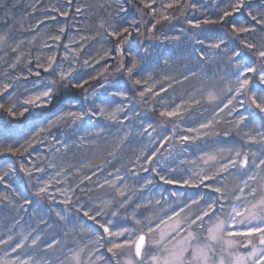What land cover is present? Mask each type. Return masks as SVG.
<instances>
[{
	"label": "snow or ice",
	"instance_id": "6c2138e0",
	"mask_svg": "<svg viewBox=\"0 0 264 264\" xmlns=\"http://www.w3.org/2000/svg\"><path fill=\"white\" fill-rule=\"evenodd\" d=\"M182 3L183 0H167L157 5V0H139L142 5L139 11L143 13L147 9L153 17L149 21L148 31L155 32L158 25L170 19V14L166 15L164 11L179 8ZM71 4L72 0H68V5ZM191 6L196 7L195 4ZM158 7L164 11H158ZM256 8L254 14L251 3L235 0L234 3L227 4L216 19L195 23L188 21L193 28H201L202 23H229L231 28L232 36H229L227 31L208 30L197 32L191 37L199 65L202 66L205 60L211 61L215 57H219L220 63L227 65L221 81H227L228 87L224 95L229 98L222 107L218 105V111L214 110L212 117L208 119H193L200 100L192 96L165 102L167 97L161 93L166 94L168 89H157L153 76L162 64H168L171 53L159 47L154 51L152 46L145 47L143 41H139V47L133 49L131 45L134 34L136 37L142 35L140 22L135 18L129 20L128 9L123 6L119 7L116 13L119 19H104L96 34L91 37L109 42L113 39L116 41L112 49L103 51L102 54L97 53L100 55L99 60H95L89 53L91 59L86 58L81 62L80 53L89 37L81 36L80 41L69 38V43L62 44V56L52 54L43 59L37 56L35 63L31 59L27 60L19 75L10 76L6 72L3 78H0V157L18 155L21 162L20 171L32 176V171L23 166L26 161L32 165L35 172L41 173L32 186L34 190L23 197L24 202L39 207L42 201H55L59 193L64 197L59 203L72 206L77 214H82L93 222L91 228L80 225V230L94 233L93 245L99 244L108 254L96 255L100 248L89 247L85 243L83 247L72 252L71 264H96V260H104L107 264H121V253L125 249L130 255L124 264H264V39L259 42H250L249 38L241 39L242 34L264 31V3ZM242 10H246L244 23L228 20ZM53 11L60 12L61 16H68L67 11ZM82 12L81 7L75 8L76 14ZM51 19L55 20L56 17ZM66 32V27H60L58 34L51 37L57 52ZM182 37L183 29L180 30V35H164V39L169 42H182ZM7 40L8 36H0V44L6 43ZM229 40L232 41L231 47ZM70 44L77 45V48L73 49ZM196 45L200 47L197 48ZM45 47L52 46L46 44ZM205 49L215 51L208 52ZM12 51L16 52L17 49L13 48ZM116 56L121 58L119 62L116 61ZM101 61L104 62L102 65ZM109 61L117 64L116 72L124 77L123 84L116 78L110 79L111 73L105 75L110 66ZM19 64L18 56L8 67L14 71ZM97 65H101L105 72H99ZM219 66L218 63L217 68ZM87 68H91L92 72L82 71ZM145 74L148 78L142 82ZM195 74L191 68L179 73L183 80ZM200 75L208 80L212 79L203 67ZM100 77L103 79L100 80ZM163 79L182 82L175 75H166ZM93 80L98 81L99 88L90 85ZM129 80L139 86L135 96L132 95L133 89L128 86ZM149 84L152 86H148ZM85 85L91 87V98ZM168 87H172V84L169 83ZM79 89H84L83 95H77V91H74ZM157 96L160 99L155 104H149L147 111L158 118L153 120L149 117L148 121L141 119L142 131L139 133L141 136L147 135L149 144L156 146L137 157V161L143 160L139 164L141 171L152 173L153 176L143 177L135 168H127L123 173L120 168L109 172L104 183L97 184V187L107 186L115 192V197L101 201L103 206H77L72 200V196H76V189L85 191L80 188L81 184L86 180L91 181L92 176L104 170L101 165L58 167L55 163H49L45 166L31 159L37 145L49 147L52 141L55 142L51 144L50 150L53 152H61L63 149L64 153H67L70 140L76 147H85L86 138L90 135L84 129L85 124L93 125L94 118H102L120 125H124L125 121L130 124L132 117L140 116L132 106V100H135L136 104H148ZM207 96L209 100L217 99L211 90ZM225 109L227 115L233 116V120L229 121L232 128L225 131L223 136L229 137L235 133L242 143H234L232 147L227 148L205 150L204 141L221 135L214 129L217 124L216 117ZM13 121L22 123L23 129L9 128L8 125ZM81 131H84L85 135H81ZM102 131L103 129H100L95 135L99 136ZM25 133L31 135L26 136ZM129 135L130 133H126L120 137L119 143L113 142L110 150L97 145L100 154L107 152L106 163H110L109 158H115L125 144L130 142ZM37 137L39 139H36ZM34 139L35 144L30 142ZM87 143L95 142L89 140ZM254 145L259 147L254 150ZM190 147L202 154L196 160L181 161L186 165L184 170L188 172L187 178L170 175L176 172L177 168L171 164L165 167L164 162L170 158L174 162L176 155L188 152ZM161 149L168 151V156H163ZM13 163H7L6 170L0 175V182H5L9 173L17 171ZM145 164L149 167H145ZM189 165L190 167H187ZM85 167H89L90 175L85 173L74 186L56 188V185L65 182L66 173L68 177L73 175L69 168L78 174ZM48 168L57 170L48 176ZM226 176L237 177L238 182L234 187H228ZM155 177L163 184L197 191L179 194L172 192L174 197L186 196L187 199L182 204L174 202L176 207L170 206V210L162 206L163 215H157L150 211L152 201L145 202L138 196L136 201H133L136 192L142 193L147 186L153 184ZM128 178H132L133 185L139 187H130ZM76 198L79 200V196ZM156 203L161 202L157 200ZM113 204L117 209H132L131 216L125 217L126 220L132 221L131 227L114 225L111 219L101 222L99 218L104 215H119L116 210L110 213L105 211ZM141 209L143 211H140ZM55 215L60 221L72 222L68 220V208L56 211ZM161 225L164 226L163 229ZM165 229L171 230L165 232ZM26 239L27 237H23L13 244V237L9 235L7 239H0V245L11 244V252H17L24 247ZM39 239V236L35 237L32 246H36ZM57 243L59 242L55 240L48 242L44 248L45 253L54 250ZM239 249L245 251L240 252ZM8 255L6 252L5 256ZM29 259L31 264H64L60 255H46L39 260L30 255ZM0 264L17 262L0 258ZM19 264H28V261L21 260Z\"/></svg>",
	"mask_w": 264,
	"mask_h": 264
},
{
	"label": "trees",
	"instance_id": "16d2710c",
	"mask_svg": "<svg viewBox=\"0 0 264 264\" xmlns=\"http://www.w3.org/2000/svg\"><path fill=\"white\" fill-rule=\"evenodd\" d=\"M167 2V0H157V5ZM235 0H183V3L179 8L168 9L164 11L158 7V11H164V14H170V19L168 21H163L157 26L155 32H149L150 27L149 21L153 19L151 13L147 9L144 12H140L139 9L142 5L139 4V0H72V4L68 5V0H0V36H8V40L4 44H0V78H3L4 73H8L10 76H16L21 73V70L26 66L27 60L31 59L35 63V58L40 56L41 59L52 54H57L62 56L64 54V49L62 44L69 43V38H73L80 41L81 36L89 37L83 51L80 53L81 62L83 59L94 57L95 60L100 59V55L103 51H108L113 48L116 44L115 39L111 42L91 39L97 32L98 26L103 22L104 19H119L116 15L119 7L123 6L128 9L127 18L129 20L135 18L140 22V31L142 35L136 37L134 34V39L132 40V48L135 49L139 47V41L144 42V46H152L155 51L156 47L167 50L171 53V59L168 61L167 65L162 64L160 68L156 70L153 76L155 81V87L158 89L160 87L167 88V93H161V95H166V103L170 102L172 99L179 101L181 98L188 99L192 96L194 99L200 100V105L197 106L195 116L193 119H208L213 115L214 110L218 111V105L223 106V103L227 102L228 96L224 95V91L228 87L227 81H221L223 76V70L227 67L226 64L220 63V58L215 57L213 60H205L204 64L201 66L197 63L196 54L193 51V41L191 37L197 33L208 30H223L232 36L230 24H201V28H193L188 21L192 20L193 23L197 21H204L205 19H216L222 14L226 5L229 3H234ZM246 3H251L253 5L254 14L257 11L256 6L264 3V0H246ZM195 4L196 7L193 8L191 5ZM103 5V7H101ZM81 7L83 9L82 14H76L75 8ZM53 9H60L61 11H67L68 16L64 17L60 15V12L53 11ZM230 10V9H229ZM124 15V14H121ZM246 10H242L241 13H237L233 17H229L228 20H236L241 23L245 22ZM51 17H56L55 20ZM250 19V18H249ZM60 27H66L67 32L62 37L60 42L61 47L58 52L55 47L54 41L51 37L58 34V29ZM184 30V37H182V42H169L164 39V35L167 34L169 37L180 35V30ZM79 30V32H77ZM131 30V29H130ZM249 38L250 42H259L264 39V31H257L251 34H242L241 39ZM227 39V38H226ZM229 47L233 46L232 41L229 40ZM51 45L52 47H45V45ZM123 46V45H122ZM73 49L77 48V45L70 44ZM196 47H200L196 45ZM16 48L17 51L13 52L12 49ZM223 48V45H222ZM211 52L215 50H207ZM91 53V57L89 56ZM30 54V55H29ZM20 57V64L13 71L9 69L8 65L13 63L17 57ZM116 61H120V57L116 56ZM94 62V61H93ZM104 62L101 61V65ZM110 66L105 72V69L101 65H97V70L99 72H105V75L111 73L110 79L116 78L121 84L124 83V77L116 72L117 64L109 61ZM219 63V68L217 64ZM203 67L204 71H207L211 80L201 77L200 70ZM187 68H191L195 75L189 76V79L183 80L179 75L180 72L186 71ZM82 71L92 72L91 68L82 69ZM96 75V73H93ZM175 75L177 79L181 80V83H176L175 81H165L164 76ZM148 75L142 78L147 79ZM103 77H100L102 80ZM171 83L172 87H168ZM91 86L99 88V83L97 80L90 81ZM90 85H85V88L89 89L88 95L91 98V87ZM128 86L133 89L132 95L135 96L136 90L139 86L134 85L132 80L128 81ZM148 86H152L149 84ZM211 90L216 95V100H209L207 93ZM77 91V95H83L84 89L74 90ZM230 95V94H229ZM119 99V98H117ZM138 99V96L136 97ZM160 97L157 96L150 100L148 104H136L135 100H132V106L136 111L140 113L139 117H132V122L129 124L125 121L124 125L118 123H113L102 118H94L93 125H84V129L90 133L87 136L85 147H76L69 141V150L64 153L63 149L61 152L51 151V144H55L54 141L51 142L49 147H44L42 145H37L36 151L33 152L31 159L34 162L41 163L47 166L49 163H55L58 167H67L68 165H75L79 167L80 164H86L89 167L91 165L99 164L103 167V171L97 173V175L92 176L91 181H85L84 184L80 185V188H84L85 191L81 192L80 189H76V196H72V200L78 206L79 204H85L86 206L100 205L101 201H108L103 198L105 195H109L114 191L110 189V194H107L105 187H97V184H103L104 180L109 172H115L116 168H120L126 171L127 168H135L137 172L143 177H151L152 173L142 172L139 168V164L143 160L137 161V157L141 156L142 153L150 151L155 144H149V138L147 135H139L142 129L140 128V120L143 119L148 121L149 117L153 120L157 119L158 116L147 111L149 104H155ZM115 107V105H113ZM123 118V117H121ZM217 124L214 131L219 132L221 135L219 137H212L203 142L205 150L216 149L220 147H232L234 143H242L239 138L233 133L229 137H224L223 133L229 131L232 125L229 121L233 120V116L227 115V109L223 112H219L216 117ZM191 122V121H189ZM146 126V125H145ZM9 128L14 130H22L23 124L13 121ZM100 129H103L99 136L95 133ZM126 133L129 135V143H126L122 151L117 153L115 158H109L110 163H106L105 159L107 157V152L100 154L97 149V145L100 148H108L109 150L113 146V142L119 143V138L123 137ZM81 135H85L84 131L80 132ZM26 136L31 135V133H25ZM155 135V133H153ZM36 139H39L37 137ZM76 139V137H72ZM94 141V144H88L87 141ZM23 142V141H21ZM35 144L36 140L30 141ZM59 147V145H55ZM255 150L257 145L252 146ZM163 156H168V151L161 149ZM202 153L195 150L194 148H189V151L176 155L173 159L170 158L165 161V167L169 164L172 167L177 168L176 172L170 173L177 177H183L188 172L184 170L186 168L185 164H182V160H193L197 159ZM27 156V154H25ZM227 155V153H225ZM15 162V163H13ZM135 162V163H133ZM7 163H13V167L17 169L16 172H11L5 178V182H0V239H7L9 235L13 237V244L16 241L21 240L23 237H27L24 240V247L19 249L17 252H11L10 245H0V258L7 259L10 261H28L30 255L35 256L38 260L46 255L56 256L60 255L61 259L64 260V264H71L72 252L77 251L78 248L84 246L85 243L89 247H99L100 251L96 255H108L106 249L100 247L99 244L93 245L94 233L90 234L85 231L80 230V225H85L89 228L93 226V222L83 217L82 214H77L72 206L60 204L61 195L57 193L56 200H45L42 201L41 206L29 205L24 202L23 197L29 195L34 189L33 184L36 182V178L41 175V173L35 172L30 163L25 161L24 167L29 171H32V176H28L25 171H20L21 162L18 155H8L0 157V175L6 170ZM89 167L82 168L80 172L74 173L72 168H69V172L73 175L68 177L65 174V182L63 184L56 185V188H64L65 185L74 186L83 177L85 173L91 174L89 172ZM145 167L149 165L145 164ZM57 169L48 168L47 174L51 176L55 173ZM110 178V177H109ZM237 177H233L228 182V187L232 188L237 183ZM128 183L130 187L138 188L137 185H133L132 178H128ZM158 188L160 191H158ZM178 190L181 189L182 193H193L197 190H192L188 192L191 188H181L179 186H170L159 182V178L155 177L152 185L147 186L142 193H149L151 191H158L160 193V204L152 205L150 211L156 213L157 215H163L161 208L169 209L171 207H176V203L173 199L170 200L164 197L166 190ZM187 191V192H186ZM138 193V192H136ZM142 193L136 194L134 196V202L136 197ZM79 196V200H77ZM103 196V197H102ZM7 197V199H5ZM109 198V197H108ZM187 199L186 196H181V201L177 203L182 204L184 200ZM176 202V201H175ZM92 204V205H91ZM23 205V207H21ZM62 208H68V220L72 221H60L55 212ZM195 209V206H193ZM116 210L119 215L116 216L118 220L122 215L131 216L132 209L130 207L117 209L115 205H111L109 212ZM106 211V209H105ZM140 211H143L141 209ZM101 222L111 219L108 215L100 217ZM113 221H116L113 219ZM128 227L132 226L131 220H126L122 224ZM98 231V229H96ZM39 236L36 246H32V240ZM123 239V237L121 238ZM58 241L54 250H49L45 253L44 248L48 242ZM71 249V251H69ZM245 251L244 249H242ZM8 252L9 255L5 256ZM95 259V257H93ZM96 263L102 264L106 263L104 260H96Z\"/></svg>",
	"mask_w": 264,
	"mask_h": 264
},
{
	"label": "rangeland",
	"instance_id": "374dc122",
	"mask_svg": "<svg viewBox=\"0 0 264 264\" xmlns=\"http://www.w3.org/2000/svg\"><path fill=\"white\" fill-rule=\"evenodd\" d=\"M198 158V157H197ZM193 160H196V159H193ZM187 167H190V165L189 166H187ZM201 167H204V165H201ZM187 176H188V173L185 175V176H183L184 178H187ZM233 177H235V176H233ZM226 183L228 184V182L232 179V176H226ZM64 187H68V185H65ZM139 187V186H138ZM158 191H160L158 188H156ZM105 192L107 193V194H110L111 192H110V188H108V187H106L105 188ZM192 190H196V189H190V190H188V192L190 191V192H192ZM158 191H155L154 190V192L153 191H151V192H149V193H142L141 195H139V198L141 199V200H143V201H145V202H147V201H152V203H151V205H150V207L153 205H157V203H156V201L159 199V197H160V193H158ZM138 193H136V194H139V193H141V192H139V191H137ZM172 192H176V193H182V191H181V189H178V190H171V189H168V190H166V192L164 193V197L165 198H167V199H173V202H175L176 201V203L178 202V201H181V196H172L171 195V193ZM187 192V191H186ZM185 193V192H184ZM103 197V196H102ZM109 197V198H108ZM110 197H113V193L112 194H110V196L109 195H105L103 198H105L106 200L108 199H110ZM114 197H115V192H114ZM133 198H134V196H133ZM64 199V197L62 196L61 197V199H60V201L61 200H63ZM117 199H119V198H117ZM251 199V198H250ZM134 200V199H133ZM60 204H62V203H60ZM92 205V204H91ZM110 208V207H109ZM109 208H106V212H109ZM152 213H153V211H151ZM110 213V212H109ZM108 217H110L111 218V220H112V222H113V224L114 225H117V226H119V225H122V224H124L125 223V216L124 215H122L121 217H119V219L117 220L116 219V217H112L110 214L108 215ZM113 219H115L116 221H113ZM169 223L171 224V221H169ZM161 228L163 229L164 228V226L163 225H161ZM171 229H165V232H167V231H170ZM173 243H175V241H173ZM169 247H171V245H169ZM250 250V249H249ZM239 251L240 252H244L242 249H239ZM100 255V254H99ZM130 255V253H129V251L127 250V249H125V250H123L122 251V253H121V264H124V261L128 258V256ZM96 264H98V263H96ZM102 264H104V263H102ZM106 264V263H105Z\"/></svg>",
	"mask_w": 264,
	"mask_h": 264
}]
</instances>
